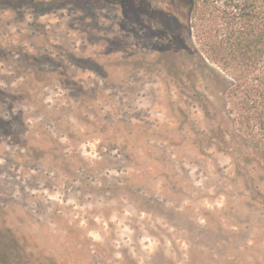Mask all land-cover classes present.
I'll use <instances>...</instances> for the list:
<instances>
[{
    "label": "rangeland",
    "instance_id": "1",
    "mask_svg": "<svg viewBox=\"0 0 264 264\" xmlns=\"http://www.w3.org/2000/svg\"><path fill=\"white\" fill-rule=\"evenodd\" d=\"M141 4L0 0V264H188L192 243L264 264V230L231 211L234 160L175 69L178 28Z\"/></svg>",
    "mask_w": 264,
    "mask_h": 264
},
{
    "label": "trees",
    "instance_id": "2",
    "mask_svg": "<svg viewBox=\"0 0 264 264\" xmlns=\"http://www.w3.org/2000/svg\"><path fill=\"white\" fill-rule=\"evenodd\" d=\"M137 1L145 10L166 11L178 28L171 38L183 42L187 70L175 69L185 74L192 95L215 123L201 136L234 160L239 204L231 211L245 209L264 230V0ZM225 210L209 213L215 217L207 224L210 230L225 227L215 223ZM191 247L188 264L230 259H216L195 243Z\"/></svg>",
    "mask_w": 264,
    "mask_h": 264
}]
</instances>
